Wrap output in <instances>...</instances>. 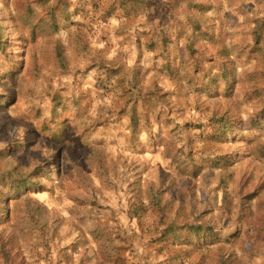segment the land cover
I'll use <instances>...</instances> for the list:
<instances>
[{
	"label": "rangeland",
	"instance_id": "374dc122",
	"mask_svg": "<svg viewBox=\"0 0 264 264\" xmlns=\"http://www.w3.org/2000/svg\"><path fill=\"white\" fill-rule=\"evenodd\" d=\"M203 2L0 0V176L44 166L0 202V264H264V0Z\"/></svg>",
	"mask_w": 264,
	"mask_h": 264
},
{
	"label": "trees",
	"instance_id": "16d2710c",
	"mask_svg": "<svg viewBox=\"0 0 264 264\" xmlns=\"http://www.w3.org/2000/svg\"><path fill=\"white\" fill-rule=\"evenodd\" d=\"M187 10L189 13H206L209 12L212 8L211 6H206L203 2V0H187ZM16 13L18 19L24 24L25 28L29 32V36L32 40H36V38L39 35H44L48 32L50 28L56 29V24L54 22V19L47 21V23H44L43 20L41 21H36L35 16L32 11V9L27 6V5H19L16 8ZM53 14V13H52ZM13 20L15 19L14 17L12 18ZM256 26L254 27V35H255V41L256 43H260L261 38H262V31L263 27L262 24L257 18L255 20ZM191 39V40H190ZM189 40L193 43L200 42L202 41L203 38V33L201 31H197L194 33L192 38ZM9 41V34H8V29L6 25L4 24V20L1 16L0 13V53L5 54L7 51V45ZM203 58V57H202ZM205 58L200 59L197 58V62L199 67L203 66V62H205ZM224 63V62H222ZM209 65H212V68L216 69H222L226 67L225 64H217L216 61H211ZM110 70V69H109ZM202 71V70H200ZM209 75V74H208ZM249 77L253 78V75H250ZM206 89H210L206 88ZM135 110V109H134ZM260 115H264V108L262 109V112ZM131 126L136 129L137 123H138V116L136 112H134L131 115V120H130ZM231 134V132H228ZM65 133L64 130H60V136L57 137V140L61 141L64 140L65 138ZM228 140H231V138H228ZM0 161H6L9 164H11L10 160V154L8 149H2L0 150ZM44 173V166L43 165H37L33 169H23L18 165H14L13 168H9L4 174L0 176V184L3 185L4 189H8L9 191L6 192H0V202H6V199H4V196H9V197H17L23 194L25 191L28 189H37L41 187L39 184L36 183V178L40 176L41 174ZM251 206L250 200L244 199L242 200L239 204V210L242 213V217L244 218V212L246 209H248ZM3 215L2 212H0V216ZM245 220L241 221V224L243 225L244 223H247V218H244ZM186 226H183L182 229H185Z\"/></svg>",
	"mask_w": 264,
	"mask_h": 264
},
{
	"label": "crops",
	"instance_id": "0c3cea01",
	"mask_svg": "<svg viewBox=\"0 0 264 264\" xmlns=\"http://www.w3.org/2000/svg\"><path fill=\"white\" fill-rule=\"evenodd\" d=\"M86 254H83V256H85ZM88 264V263H86ZM98 264V263H97ZM105 264V263H104ZM156 264V263H153ZM165 264H176L175 262H172V260L170 259L168 262H166Z\"/></svg>",
	"mask_w": 264,
	"mask_h": 264
}]
</instances>
